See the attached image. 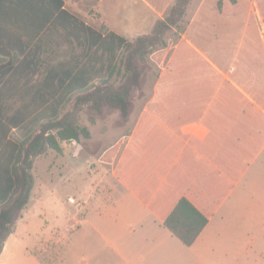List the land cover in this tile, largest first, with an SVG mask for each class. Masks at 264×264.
I'll use <instances>...</instances> for the list:
<instances>
[{"label": "crops", "instance_id": "0c3cea01", "mask_svg": "<svg viewBox=\"0 0 264 264\" xmlns=\"http://www.w3.org/2000/svg\"><path fill=\"white\" fill-rule=\"evenodd\" d=\"M42 1L52 7L46 19L20 17L22 0H0V73L7 70L0 79V199L9 185L4 170L12 149L6 145L27 128L20 107L41 104L38 89L58 63L79 57L84 65L82 53L69 54L68 45L84 47V27L129 42L149 35L175 0ZM201 3L186 10L185 32L173 40L168 35V47L150 56L157 74L148 95L133 103L121 126L102 135L110 142L84 152L94 157L96 184L69 224L75 235L61 264H264V36L258 26V38L232 41L226 19L199 17ZM8 41L26 43L15 62L14 52L6 54ZM99 70L90 69L93 82ZM64 144L61 154L36 157L32 171L42 158L51 165ZM33 177L0 264H46L43 245L57 243L23 216L36 197ZM181 199L208 219L190 246L164 226ZM245 216L257 225L235 220Z\"/></svg>", "mask_w": 264, "mask_h": 264}, {"label": "trees", "instance_id": "16d2710c", "mask_svg": "<svg viewBox=\"0 0 264 264\" xmlns=\"http://www.w3.org/2000/svg\"><path fill=\"white\" fill-rule=\"evenodd\" d=\"M58 1V0H57ZM158 0H150L154 3ZM192 0H175L163 19L158 20L149 35L137 37L129 42L113 33L102 35L91 28L84 27V47L86 50L100 52V56H106L114 60L118 54H122L118 74L121 76L118 85H108L103 82L108 66H100V72L96 77L99 85H93L94 78L90 69V63L81 65V58L72 57L66 62L58 63L54 73L41 85L37 92L38 103L35 106H21L20 122L27 121V128L21 139L8 142L11 153L6 165L9 185L7 193L0 199V250L5 238L10 234L11 227L19 218L22 210L27 205L34 185L32 175L33 161L36 157L52 150L57 154L62 153L60 143L79 142L81 138L89 139L90 132L87 128L78 125L73 112L60 116V112L71 98L74 100V111L80 106H87L97 116H101L103 110H116L120 113L124 122L132 108L133 93L139 90L142 69L138 63H145L150 56L168 47L167 35L174 29L176 35L185 32L186 24L183 19ZM239 0H217L208 6L202 0L198 14L200 18L232 19L236 17L235 9ZM60 4L61 2L58 1ZM20 17L29 16L46 19L51 16L52 7L47 1L22 0ZM27 9V10H24ZM259 10V9H258ZM264 19V14L259 10ZM62 15H67L62 12ZM228 15H231L229 17ZM250 19V18H249ZM256 20H254L255 23ZM258 38V33L254 34ZM248 37V36H246ZM78 41H79V37ZM6 54L14 52L13 62L26 52V43H5ZM151 61V59H150ZM116 67L112 68V72ZM7 74V70L0 73V79ZM47 103V104H43ZM94 121V118H91ZM15 124L18 122H14ZM8 135L6 129L5 137ZM208 219L197 211L186 199H181L164 221V226L178 238L184 245L190 246L200 235L206 226Z\"/></svg>", "mask_w": 264, "mask_h": 264}, {"label": "rangeland", "instance_id": "374dc122", "mask_svg": "<svg viewBox=\"0 0 264 264\" xmlns=\"http://www.w3.org/2000/svg\"><path fill=\"white\" fill-rule=\"evenodd\" d=\"M198 1L192 0L187 8L188 13L192 11V8ZM215 1L217 0H205V3L208 6ZM238 3L233 15L236 18L226 21L229 23L227 24V28H229L228 35L232 38L231 40L236 41L244 34L245 36L257 34L258 26L261 28V34L264 36V19L259 13L260 10L264 14V0H239ZM228 16L231 17V15ZM254 20H256L255 23ZM183 23L185 24V18L183 19ZM224 27L226 26L223 25ZM168 35L173 40L176 37V32H171ZM68 53H82V63H90V65H93L92 67H96L97 69L101 65L104 67L108 66L103 82L108 85H118L120 83L121 76L118 74L117 67L120 64L121 53L112 60L106 56H100L99 53H95L92 50H86L84 47L81 48L74 43L68 45ZM138 65L142 69V73L139 90L133 93L132 107L136 100H140L148 95L157 74L156 66L149 58L145 63H138ZM113 67H116V69L112 72ZM96 80L93 82V85H99L100 80ZM74 100L75 97L65 104L59 117L73 112L78 125L91 131L93 139L90 135L89 139L81 138L79 142H65L63 154L57 155L56 160H53L51 165L49 157L46 160L42 158L37 161V166L32 171L35 176V182L38 185L35 191L36 197L32 198V201L23 212L24 217H31L29 218V225L35 226L37 231H43V237L50 236L57 239L56 244L46 243L40 251L42 254L41 258L46 264H61L63 255L66 254L68 245L71 244L70 240L75 235V231L71 232L69 230V224L76 222L78 213V208L74 205L73 201L81 204L82 199L88 194V190L93 187V184H96L97 176H95L92 169L90 170V165L95 161L94 157L87 156L84 152H97L100 148L104 147L111 139H105L102 135L111 133V131H114L124 123L121 117L119 119L116 117V113L118 112L116 110L105 109L102 111L101 116H97L87 106H80L74 111ZM91 118H94L93 122ZM51 153L53 154L54 151ZM47 167L49 169L52 168L51 173L46 171ZM260 193L264 197V186H261ZM263 213L264 202L262 218L259 223L260 227L264 226ZM235 220L242 221L245 227L257 225L246 216L235 218Z\"/></svg>", "mask_w": 264, "mask_h": 264}, {"label": "built area", "instance_id": "2783aa9c", "mask_svg": "<svg viewBox=\"0 0 264 264\" xmlns=\"http://www.w3.org/2000/svg\"><path fill=\"white\" fill-rule=\"evenodd\" d=\"M73 202H74V205H75V206H79V204H80V203L75 202V201H73ZM74 228H75V226L72 225V226H71V229H74Z\"/></svg>", "mask_w": 264, "mask_h": 264}]
</instances>
